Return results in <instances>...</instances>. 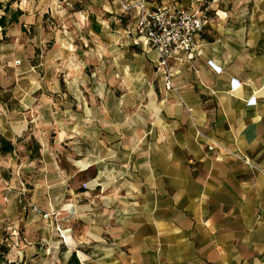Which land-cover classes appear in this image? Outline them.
Segmentation results:
<instances>
[{
    "label": "crops",
    "instance_id": "1",
    "mask_svg": "<svg viewBox=\"0 0 264 264\" xmlns=\"http://www.w3.org/2000/svg\"><path fill=\"white\" fill-rule=\"evenodd\" d=\"M67 13L65 35L80 42H56L73 67L63 63L55 83L64 105L0 101V137L13 146L0 149V228L26 229L17 257L41 264L36 241H47L52 264L72 254L81 264H264V0H216L191 55L169 61L170 89L153 48L107 42L127 30H106L101 11ZM75 143L80 159L61 163ZM67 204L70 234L56 250L54 223L46 240L45 222L25 216Z\"/></svg>",
    "mask_w": 264,
    "mask_h": 264
},
{
    "label": "rangeland",
    "instance_id": "2",
    "mask_svg": "<svg viewBox=\"0 0 264 264\" xmlns=\"http://www.w3.org/2000/svg\"><path fill=\"white\" fill-rule=\"evenodd\" d=\"M153 1H155L156 4H162L160 6H169L171 4L179 3L180 5L177 4L178 6L186 8L190 7L195 0H152V2ZM207 1L211 3L209 7L211 10L209 11V15L211 16L212 5L216 0ZM1 2L3 5L9 3L10 11L14 12L15 10H19L22 13L18 17V21L8 26L4 33L0 28V101L8 100L7 107L12 108L13 110L19 108L20 110L25 111L26 109V104L21 105L15 99V96L18 95H26L27 97H30L33 94L32 97L36 101L34 102L36 103L35 105L40 103V108L44 110L48 109V100L49 103H51V101L56 99L55 104L58 108L61 103H63L61 106L64 105L65 97L63 95L57 97L59 92H62L61 90L63 88L60 87L57 89L58 86L55 85V83L57 80L62 81L64 79L65 73L63 71L67 68L66 64L69 66L68 69L73 67H70L72 64L69 59L67 62L65 61L66 58H64L65 56L62 50L61 54L55 50L56 42L59 43L61 40V44L63 45L66 44V40L70 43L72 41L80 42V38L75 35L71 38H67L68 36L66 37L65 35V30L74 27L70 21V14L67 13L69 10H81L86 16L89 13L95 14L96 11H101L106 30H127L124 33V36L115 33H113L115 36H110L111 34L105 35V40L107 42L117 40L120 46H124L125 40L128 41L130 39L134 46H140L141 48L144 46L151 47L145 40L139 39L135 32L138 4L143 2L146 9L153 10L156 7H147V3L151 2L150 0H128L130 7L132 8L129 12L124 11L121 6V4L125 3L124 0H102L104 6V9L102 10H100L99 4H95V0H92L91 2L88 1L89 4H87L85 0H1ZM188 4L189 6H185ZM223 5L227 6V0H218V7L220 8ZM250 7H255V5L247 6V8ZM2 14L3 12L0 10V16ZM73 21L77 24L79 29L83 28L86 30L89 28L87 21L82 23L81 20H76V18H73ZM83 29L82 31H84ZM81 35H83V33ZM116 45H118V43ZM195 46L196 42L191 51L181 53L178 56L185 55L188 57L194 51ZM155 51L159 56L157 69L163 71L164 78L167 74L169 79H171L168 64L171 59H175L178 56L176 55L169 58L166 67H163L160 65V54L157 50ZM57 119L63 123L66 118L60 117ZM39 120L43 123H47L48 121L47 117ZM28 142L30 145L34 142L33 147L35 148V141H33V138H29ZM79 148L80 144L75 143L72 145V149L65 148L61 150V154L58 155L61 163H63V159L67 157V155L71 156L76 161L79 160ZM83 186L86 187L87 184H84ZM66 207L67 208H63V210L57 209L55 212H46L41 208H35L36 211L33 210L34 208H31L32 213H27L25 216L30 219L33 216H39L41 220L45 222L43 224L44 228H42V232L44 233L46 240L48 231L45 224L47 220L52 221L50 223H54L57 236L56 241L58 242V244L56 243V250L61 249V246H63L62 244L68 240L70 234V230H66L63 224L68 220V218L64 216V213L68 216V214L72 212V207L68 204ZM54 213L55 215H53ZM44 214H47L48 216L44 217ZM39 230L40 229H36L35 225H31L29 232L35 235ZM25 232L26 229L22 227L21 224H16L14 226L6 224L0 228V245L5 244L9 248L8 254L6 255L8 262H15L16 264L38 263L39 259L37 260V258L17 257L18 252L22 249V245H26L25 243H27L26 241H23ZM36 243L37 247L44 251V256L40 259V262H42L41 264H52L50 261L52 254L49 252V242L36 241ZM27 255L29 256V253Z\"/></svg>",
    "mask_w": 264,
    "mask_h": 264
},
{
    "label": "built area",
    "instance_id": "3",
    "mask_svg": "<svg viewBox=\"0 0 264 264\" xmlns=\"http://www.w3.org/2000/svg\"><path fill=\"white\" fill-rule=\"evenodd\" d=\"M121 4L124 11L132 8L128 0ZM210 2L195 0L190 7H180L177 4L146 9L143 2L138 4L135 32L139 39L145 40L160 54V65L166 67L172 56L187 53L195 45L197 36L210 21ZM166 89L171 88L169 76H165ZM250 99L248 104H254ZM33 210H36L35 208ZM37 211V210H36ZM44 214V217H47Z\"/></svg>",
    "mask_w": 264,
    "mask_h": 264
},
{
    "label": "trees",
    "instance_id": "4",
    "mask_svg": "<svg viewBox=\"0 0 264 264\" xmlns=\"http://www.w3.org/2000/svg\"><path fill=\"white\" fill-rule=\"evenodd\" d=\"M15 1V0H12ZM0 10H2L3 14L0 16V28L4 33L5 29L16 23L18 21V17L22 14L19 10L10 11L9 3L3 5L0 0ZM0 149L1 152L7 153L13 150V146L10 142L6 141L4 138L0 137ZM9 248L5 244L0 245V264H16L15 262H8L6 259V255L8 254ZM66 264H81L79 260L76 258L75 254H72L70 259Z\"/></svg>",
    "mask_w": 264,
    "mask_h": 264
}]
</instances>
